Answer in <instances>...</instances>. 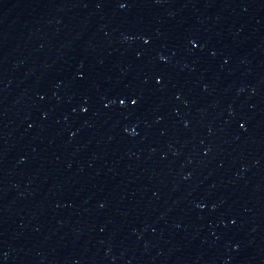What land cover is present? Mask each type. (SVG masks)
Returning a JSON list of instances; mask_svg holds the SVG:
<instances>
[{"label":"water","instance_id":"water-1","mask_svg":"<svg viewBox=\"0 0 264 264\" xmlns=\"http://www.w3.org/2000/svg\"><path fill=\"white\" fill-rule=\"evenodd\" d=\"M0 264H264V0H0Z\"/></svg>","mask_w":264,"mask_h":264}]
</instances>
